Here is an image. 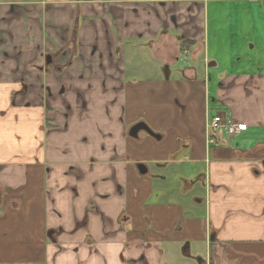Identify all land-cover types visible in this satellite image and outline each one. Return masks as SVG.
<instances>
[{"label":"crops","instance_id":"obj_1","mask_svg":"<svg viewBox=\"0 0 264 264\" xmlns=\"http://www.w3.org/2000/svg\"><path fill=\"white\" fill-rule=\"evenodd\" d=\"M263 159L264 0H0V264H264Z\"/></svg>","mask_w":264,"mask_h":264},{"label":"built area","instance_id":"obj_2","mask_svg":"<svg viewBox=\"0 0 264 264\" xmlns=\"http://www.w3.org/2000/svg\"><path fill=\"white\" fill-rule=\"evenodd\" d=\"M243 128V125L227 120L223 114H216L207 124V133L210 143H216L218 134L223 130L237 132Z\"/></svg>","mask_w":264,"mask_h":264},{"label":"rangeland","instance_id":"obj_3","mask_svg":"<svg viewBox=\"0 0 264 264\" xmlns=\"http://www.w3.org/2000/svg\"><path fill=\"white\" fill-rule=\"evenodd\" d=\"M142 133H143V136H146L149 134L147 131H144V130L142 131ZM197 192H198L197 190L191 191V193H189V198L191 199L193 197V194ZM154 198L155 196H153L152 201L156 200ZM200 211L201 212L203 211V206L201 207ZM165 260H167V264H196V259H194V257H192L190 254L184 252L182 248L178 249L176 252L171 253L170 255H167L165 257Z\"/></svg>","mask_w":264,"mask_h":264},{"label":"water","instance_id":"obj_4","mask_svg":"<svg viewBox=\"0 0 264 264\" xmlns=\"http://www.w3.org/2000/svg\"><path fill=\"white\" fill-rule=\"evenodd\" d=\"M140 130H145L147 131L150 135L159 138L160 135L155 132L146 122H138L135 123L130 129H129V135L133 136V137H138L139 135V131ZM263 165H264V159L262 161ZM138 167L140 169L141 172H145L147 170V167L144 163H139Z\"/></svg>","mask_w":264,"mask_h":264},{"label":"flooded vegetation","instance_id":"obj_5","mask_svg":"<svg viewBox=\"0 0 264 264\" xmlns=\"http://www.w3.org/2000/svg\"><path fill=\"white\" fill-rule=\"evenodd\" d=\"M203 262H204L203 259L200 258L196 259V264H203Z\"/></svg>","mask_w":264,"mask_h":264},{"label":"trees","instance_id":"obj_6","mask_svg":"<svg viewBox=\"0 0 264 264\" xmlns=\"http://www.w3.org/2000/svg\"><path fill=\"white\" fill-rule=\"evenodd\" d=\"M183 48H184V44H183Z\"/></svg>","mask_w":264,"mask_h":264}]
</instances>
